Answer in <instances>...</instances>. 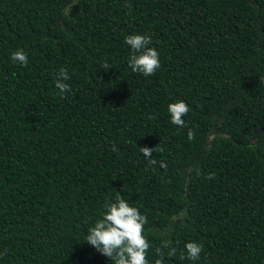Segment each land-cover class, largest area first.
<instances>
[{
	"label": "trees",
	"instance_id": "obj_1",
	"mask_svg": "<svg viewBox=\"0 0 264 264\" xmlns=\"http://www.w3.org/2000/svg\"><path fill=\"white\" fill-rule=\"evenodd\" d=\"M131 34L154 75L128 66ZM117 192L149 264L163 240L165 264H264V0H0V264H114L85 236Z\"/></svg>",
	"mask_w": 264,
	"mask_h": 264
},
{
	"label": "clouds",
	"instance_id": "obj_2",
	"mask_svg": "<svg viewBox=\"0 0 264 264\" xmlns=\"http://www.w3.org/2000/svg\"><path fill=\"white\" fill-rule=\"evenodd\" d=\"M125 6L131 8L130 4L126 3ZM124 39L131 49L128 58V66L131 70L145 77L154 75L161 65L158 51L149 46L151 44L150 34H131L125 36ZM10 59L13 63L22 66H26L28 62L27 54L23 49L12 52ZM108 68L110 66L105 62L102 69ZM56 78L55 87L59 89V94L64 97L67 92L72 91L69 85L64 83L70 79V76L66 69L60 68L56 73ZM167 110L173 125L186 127L183 117L188 114L190 108L184 101L170 103ZM187 135L189 140L194 139V130L189 129ZM112 151H118L115 145L112 146ZM139 151L150 163H156L151 156L153 149L142 147ZM206 178L213 179L214 173H209ZM103 209L102 218L96 220L94 227L87 230L88 234L85 236V241L100 254L111 259L114 264H149L147 252L150 248V242L143 234L147 217L142 215L138 208L131 206L123 199L119 192L116 193L114 202L105 201ZM184 247L186 256L181 254V259L187 258L195 261L200 258V253L203 251L201 244L188 242ZM163 249L168 250V256L176 253V248L171 247V241L163 240L161 247L156 249L158 258L155 259L154 264H165Z\"/></svg>",
	"mask_w": 264,
	"mask_h": 264
}]
</instances>
